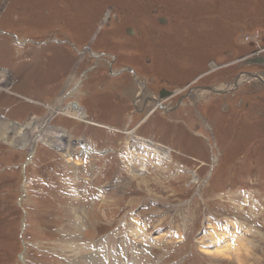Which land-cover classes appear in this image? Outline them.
<instances>
[{
    "label": "rangeland",
    "instance_id": "374dc122",
    "mask_svg": "<svg viewBox=\"0 0 264 264\" xmlns=\"http://www.w3.org/2000/svg\"><path fill=\"white\" fill-rule=\"evenodd\" d=\"M257 56L264 0H0V264H264Z\"/></svg>",
    "mask_w": 264,
    "mask_h": 264
},
{
    "label": "bare ground",
    "instance_id": "6f19581e",
    "mask_svg": "<svg viewBox=\"0 0 264 264\" xmlns=\"http://www.w3.org/2000/svg\"><path fill=\"white\" fill-rule=\"evenodd\" d=\"M200 65V64H199ZM263 66H264V64H263ZM247 73V72H246ZM249 75V74H248ZM253 77H256L257 79H262L263 81L262 82H264V79L262 78V77H259V76H257V75H255V76H252L251 78H253ZM147 84V83H146ZM201 88V87H200ZM201 89H203V88H201ZM239 90V89H238ZM197 97V96H196ZM80 109V108H79ZM82 114V115H81ZM80 115H81V117H84V113H81ZM85 118V117H84ZM45 133V132H44ZM40 138V137H39ZM39 138L37 139V140H39ZM44 140H46V138L44 139ZM168 154V153H167ZM169 156V155H168ZM77 220V219H76ZM164 235V234H163ZM218 236H221L222 237V239L220 238V237H215V235H213V244H214V246H213V249L212 250H209L208 248V250L207 251H205L206 253H209V254H213V255H215V256H217L218 258H221V259H223V260H225V259H232L233 258V253L231 254V249H234V246H236V245H238V243L236 242L235 243V245L233 246V244L231 245L230 244V239H226V236H225V234L223 233V232H219V234H217ZM229 238V237H228ZM240 239V238H239ZM72 243V242H71ZM240 243V242H239ZM245 244H247V242H245ZM244 244V245H245ZM244 245H243V247H244ZM252 246V245H251ZM77 247H78V249H79V246L77 245ZM71 248V247H70ZM72 248H75L76 249V247L74 246V247H72ZM210 248V247H209ZM81 249V248H80ZM247 250H249V251H251V249L250 248H248ZM247 250H246V252H247ZM79 251V250H78ZM235 251H237V250H235ZM76 253V252H75ZM82 253V252H81ZM108 253V252H107ZM247 254V253H246ZM92 255V254H91ZM237 257H238V255H237Z\"/></svg>",
    "mask_w": 264,
    "mask_h": 264
},
{
    "label": "water",
    "instance_id": "95a60500",
    "mask_svg": "<svg viewBox=\"0 0 264 264\" xmlns=\"http://www.w3.org/2000/svg\"><path fill=\"white\" fill-rule=\"evenodd\" d=\"M250 62L251 63H254V64H264V56H258V57H255V58H253V59H250ZM173 94V92H171V91H165V90H162L161 92H160V96L161 97H166L167 95H172Z\"/></svg>",
    "mask_w": 264,
    "mask_h": 264
},
{
    "label": "flooded vegetation",
    "instance_id": "af4514ba",
    "mask_svg": "<svg viewBox=\"0 0 264 264\" xmlns=\"http://www.w3.org/2000/svg\"><path fill=\"white\" fill-rule=\"evenodd\" d=\"M166 91V90H165ZM168 92V91H167Z\"/></svg>",
    "mask_w": 264,
    "mask_h": 264
}]
</instances>
